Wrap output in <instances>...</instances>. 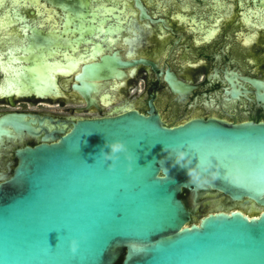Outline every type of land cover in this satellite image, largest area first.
Here are the masks:
<instances>
[{
	"label": "water",
	"instance_id": "obj_1",
	"mask_svg": "<svg viewBox=\"0 0 264 264\" xmlns=\"http://www.w3.org/2000/svg\"><path fill=\"white\" fill-rule=\"evenodd\" d=\"M120 259L264 264V0H0V264Z\"/></svg>",
	"mask_w": 264,
	"mask_h": 264
},
{
	"label": "clouds",
	"instance_id": "obj_2",
	"mask_svg": "<svg viewBox=\"0 0 264 264\" xmlns=\"http://www.w3.org/2000/svg\"><path fill=\"white\" fill-rule=\"evenodd\" d=\"M104 147L108 148L109 151L104 152L103 148L101 149V156L105 162L112 161L113 163L109 165V170H112L116 161L119 160L120 154L126 151V146L124 143L120 141L113 142L111 144H104ZM186 153L180 152L176 157V163L174 166L179 165L183 168V165L180 164L182 160L185 159ZM186 175L190 178L192 183H196L197 180L200 179L199 174L196 173L195 169H188ZM215 179V176H213ZM78 250V242L77 240L73 239L70 241V251L72 254H76Z\"/></svg>",
	"mask_w": 264,
	"mask_h": 264
},
{
	"label": "trees",
	"instance_id": "obj_3",
	"mask_svg": "<svg viewBox=\"0 0 264 264\" xmlns=\"http://www.w3.org/2000/svg\"><path fill=\"white\" fill-rule=\"evenodd\" d=\"M121 263V259L117 262V264H120Z\"/></svg>",
	"mask_w": 264,
	"mask_h": 264
}]
</instances>
